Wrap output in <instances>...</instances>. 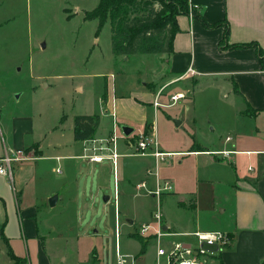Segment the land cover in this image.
Here are the masks:
<instances>
[{
	"label": "crops",
	"instance_id": "obj_1",
	"mask_svg": "<svg viewBox=\"0 0 264 264\" xmlns=\"http://www.w3.org/2000/svg\"><path fill=\"white\" fill-rule=\"evenodd\" d=\"M188 3L190 14L181 13L176 18L178 31L174 35L172 52L159 56L160 68L141 82L144 89L132 92L127 98L123 96L126 91L118 95L111 74L110 80L114 85L112 95L109 97L107 94V98L105 94L102 96L108 108L99 113L100 123L96 132L103 134L101 137L111 132V113L116 115L118 123L123 122L122 125L133 128L131 135L119 138L121 141L117 143L121 155L117 162L118 197L114 217L116 212L119 224L123 218L129 226L136 220L150 221L156 205L155 197L137 194L134 184L146 179L147 187L154 189L157 181L168 180L172 190L164 194L160 202L166 231L176 233L169 238L186 237L183 233L195 230L224 231L229 235L230 243L210 259L209 264H262L264 139L256 122L261 114L264 116V67L254 47L227 46L256 43L264 50V0H188ZM204 21L219 24L208 27ZM171 83H176V88H179L172 94L181 93L182 85L187 87L194 83L191 94L195 105V128L190 136L193 143L174 149L157 140L160 151L172 153L162 160L150 155H133L134 135L137 134L134 125H139V131L145 129L149 122L145 107L140 102L153 108L156 94H161ZM200 83L209 87V92L218 98L220 94L227 98L223 106H216L229 110L228 117L221 114L224 121L218 114L214 119L208 118V112L215 113L218 108L212 110L210 105L205 104L202 109L205 111L198 110L201 105H198L199 96H195V89ZM247 106L250 111L246 110ZM103 117L111 122L110 128L109 124H102ZM250 123L253 124L251 129L248 128ZM11 127L15 135H6L7 124L0 122V156L8 151L23 149L25 157L13 163L12 178L0 175V239L16 256L25 257L26 264H52L47 244L54 238L53 233L59 235V232L47 216L39 214L45 207L50 209L61 199H67L69 194L63 195L60 186L51 188L45 174L63 158L76 160L72 167L75 164L77 170L81 160H86L84 155L88 145L85 140L75 141L73 132L69 134V139L64 138L63 131L51 126L33 136V119L30 117L18 115L11 121ZM147 128L156 135L152 124ZM216 129V134L207 137L210 135L205 132L212 134ZM27 134L31 135L29 140H26ZM228 136L230 139L226 140ZM222 150L231 152L224 157L217 153ZM243 156L254 164L247 166L248 173L244 175L240 168ZM189 159H193L192 165ZM224 161L230 164L229 170H223ZM184 163L194 172L193 176L186 175ZM147 171L151 174L148 175ZM66 182L70 183L69 180ZM38 184H41L39 190ZM78 191L76 187L71 188L69 200L75 201ZM53 195H56L55 203L48 205ZM139 196L149 198L152 203L144 217L138 216L131 205L122 201L124 197ZM171 196L182 211L181 215L188 211L191 223L184 224L172 215L171 203L167 202L168 198L172 200ZM38 197L46 200V204L41 200V205H37ZM203 216L213 223L204 225ZM15 218L19 222V230L14 227ZM144 251L141 248L139 252ZM3 264H10V259H5Z\"/></svg>",
	"mask_w": 264,
	"mask_h": 264
},
{
	"label": "rangeland",
	"instance_id": "obj_2",
	"mask_svg": "<svg viewBox=\"0 0 264 264\" xmlns=\"http://www.w3.org/2000/svg\"><path fill=\"white\" fill-rule=\"evenodd\" d=\"M97 2L98 0H0V122L7 124L6 135H15L11 121L20 115L33 119V136L51 126L63 131L64 138L69 139V134L73 132L75 116L99 114L107 109L102 96L105 94L107 98L109 94L110 97L114 85L117 94L126 91L123 96L127 98L132 92L144 89L141 82L160 68L159 56L162 53H112L110 24L106 21L96 34V19H84V13L92 10ZM111 74L114 77V85L110 80ZM192 84L194 83L188 84L187 87L179 86L184 92V98L172 101L169 96L179 88H176V83H171L160 91L159 107L155 109L140 102V105L145 107L149 121L145 129L141 130L147 131L148 125L152 124L158 142L170 148L180 149L191 145L193 141L190 136L195 128ZM209 91V87L201 83L196 87L195 96H199L198 105H201L198 110L204 109L205 104L210 105L212 110L218 108L215 113L208 112V118L214 119L218 114L224 121L225 118L221 114L228 117L229 110L227 107L221 109L216 106H223L227 98L222 94L218 98ZM203 111L205 110L200 112ZM262 117L264 116L261 114L256 123L264 139ZM175 121H179V124L176 125ZM102 122L104 125L109 124L110 128L111 122L108 118L103 117ZM122 123L117 122L119 136L122 135ZM249 125L248 128L251 129L253 124ZM134 127L136 133L139 125ZM217 132L216 129L212 134L205 133L210 135H206L207 137H212ZM102 135L96 132L94 136L100 138ZM123 135L125 136L124 133ZM30 137L31 135L27 134L26 140ZM119 141L121 140L118 139ZM88 153L90 151H86V154ZM191 160L193 159H189L192 165ZM73 162L76 164V160L63 158L54 163L53 169L45 174L51 188L60 186L59 190L63 195L69 194L67 199H61L50 209L45 207L39 214L47 216L59 232V235L53 233L54 238L47 244L48 251L52 254L51 263L115 264L114 233L117 227L118 249L122 253L136 255L137 264H153V244L148 243L145 251L140 253V243L132 236L133 229L140 221L136 220L129 226L128 221L120 217V224H115L114 208L117 204L114 200L111 160L93 163L87 159L81 160L77 170L74 168L75 164L72 167ZM224 162L227 167L222 166L223 170H229L230 164ZM252 164V161L243 156L240 161L243 175L248 173L247 166L251 167ZM12 166L13 172L15 166ZM183 166L187 176L194 175L185 163ZM73 179L77 185H74ZM37 187L39 190L41 184ZM75 187L79 190L77 199L69 200L71 188ZM103 194L109 196L106 203L102 200ZM169 198L167 202L171 203L172 215L184 224L191 223L188 211L181 215L177 202L173 201V197L172 200ZM41 200L46 204V200L38 197L37 205H41ZM122 201L131 205L138 216L143 217L152 206L147 197H124ZM47 204L49 205L48 202ZM14 222V227L19 230L16 218ZM202 222L204 225L213 223L208 221L206 216H203ZM227 238L229 244L228 234ZM171 240L186 243L193 242V237L186 235L165 238L167 242ZM163 244L169 243L163 241ZM5 259L8 260L9 256L0 239V264H3Z\"/></svg>",
	"mask_w": 264,
	"mask_h": 264
},
{
	"label": "built area",
	"instance_id": "obj_3",
	"mask_svg": "<svg viewBox=\"0 0 264 264\" xmlns=\"http://www.w3.org/2000/svg\"><path fill=\"white\" fill-rule=\"evenodd\" d=\"M192 71V70H191ZM170 99L176 101L184 97V94L174 93L171 94ZM160 93L155 96L153 102L154 108L159 107ZM112 114L111 132L107 136L100 138L92 137L90 140H85L88 147L86 151L90 153L84 155V158L90 162H103L105 160H111L112 171L114 174V200L117 203L118 189L116 187L117 182V162L120 153L118 152V139L125 137L118 135V125L116 115ZM230 139L228 136L226 140ZM231 150L217 151L224 157H228ZM264 152V150H263ZM23 149L16 151L5 152L0 156V175H5L12 178L13 163L18 162L25 157ZM133 155H150L156 160H162L165 156L171 155V152H162L159 150V143L157 142L156 135L153 131L139 130L134 136L133 142ZM148 175L151 172H146ZM136 193H142L145 195H152L155 197V208L151 213L150 221H143L137 224L133 229V233L142 238L148 243H153L155 248L153 264H209V260L216 257V255L227 245L228 238L227 233L220 230L204 231L195 230L194 232H185L184 235L193 237V242L187 241L186 243L173 241H165V238L169 237L174 232H167L164 226V217L162 211V205L160 202L161 197L164 194H168L172 190L171 182L168 180L157 181L154 189L147 187L146 179H141L134 184ZM109 200V199H108ZM116 226L118 224L117 214L115 212ZM116 234V261L115 264H137L135 263L136 255L130 253H122L118 249L117 240L119 238L117 227H115ZM182 234V235H183ZM169 243L167 245L163 244ZM146 244V245H147Z\"/></svg>",
	"mask_w": 264,
	"mask_h": 264
},
{
	"label": "trees",
	"instance_id": "obj_4",
	"mask_svg": "<svg viewBox=\"0 0 264 264\" xmlns=\"http://www.w3.org/2000/svg\"><path fill=\"white\" fill-rule=\"evenodd\" d=\"M188 0H98L92 10L84 13V19H96V34L107 21L110 24L111 50L115 55H133L135 53H171L174 35L178 31L176 18L179 14H190ZM203 21V20H202ZM216 26L219 23L207 24ZM227 30L224 35L226 38ZM224 41V39H223ZM254 47L264 67V50L256 43L228 45L227 48ZM234 91L237 93L236 85ZM246 110H249L247 106ZM100 115L92 113L77 114L73 121V139L90 140L96 133ZM145 250L147 242L137 235H132ZM7 243V240H6ZM10 264H26L25 257L16 256L6 246ZM264 264V261L263 263Z\"/></svg>",
	"mask_w": 264,
	"mask_h": 264
},
{
	"label": "water",
	"instance_id": "obj_5",
	"mask_svg": "<svg viewBox=\"0 0 264 264\" xmlns=\"http://www.w3.org/2000/svg\"><path fill=\"white\" fill-rule=\"evenodd\" d=\"M175 124L178 125V124H179V121H175ZM121 129H122V131H123V133H124L125 135H130V134L133 132V128H131V127L128 126V125H122ZM108 199H109V196L103 194V196H102V200H103V202L106 203V202L108 201ZM55 200H56V195H53L52 197L49 198L48 203H49L50 205H53V204L55 203Z\"/></svg>",
	"mask_w": 264,
	"mask_h": 264
}]
</instances>
